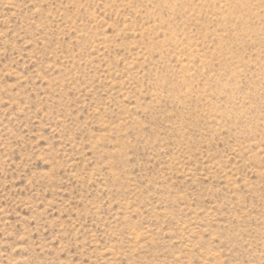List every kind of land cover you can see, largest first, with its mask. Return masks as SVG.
I'll use <instances>...</instances> for the list:
<instances>
[{
	"label": "rangeland",
	"instance_id": "rangeland-1",
	"mask_svg": "<svg viewBox=\"0 0 264 264\" xmlns=\"http://www.w3.org/2000/svg\"><path fill=\"white\" fill-rule=\"evenodd\" d=\"M0 264H264V0H0Z\"/></svg>",
	"mask_w": 264,
	"mask_h": 264
}]
</instances>
